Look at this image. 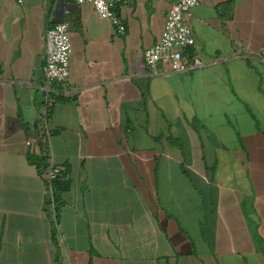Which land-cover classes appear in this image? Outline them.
Listing matches in <instances>:
<instances>
[{
    "label": "crops",
    "instance_id": "0c3cea01",
    "mask_svg": "<svg viewBox=\"0 0 264 264\" xmlns=\"http://www.w3.org/2000/svg\"><path fill=\"white\" fill-rule=\"evenodd\" d=\"M175 1L118 5L117 35L89 4L0 0V264H264V0H200L188 52L207 65L152 75L144 53ZM60 19L69 97L44 122ZM44 132L70 172L54 236L27 159Z\"/></svg>",
    "mask_w": 264,
    "mask_h": 264
},
{
    "label": "built area",
    "instance_id": "2783aa9c",
    "mask_svg": "<svg viewBox=\"0 0 264 264\" xmlns=\"http://www.w3.org/2000/svg\"><path fill=\"white\" fill-rule=\"evenodd\" d=\"M57 3L89 4L96 15L107 20L117 35H123L125 28L115 13L118 5L129 0H52ZM17 6H23L26 0H13ZM200 5V0H176L169 10L164 28L158 42L145 51L143 65L152 75H157V65L168 63L174 73H184L202 69L207 62L195 52L188 51L195 46V38L188 22L191 9ZM45 63L43 67L42 92L44 109L41 119L46 122L49 110L56 100L69 97L67 82L70 76V59L72 55L69 24L65 21L55 23L47 28L44 35ZM264 51V43H263ZM47 128V127H46ZM42 142L49 144L50 135L44 132ZM59 168L51 167L47 178L55 179Z\"/></svg>",
    "mask_w": 264,
    "mask_h": 264
},
{
    "label": "trees",
    "instance_id": "16d2710c",
    "mask_svg": "<svg viewBox=\"0 0 264 264\" xmlns=\"http://www.w3.org/2000/svg\"><path fill=\"white\" fill-rule=\"evenodd\" d=\"M170 142H173L172 140ZM40 151L37 155H28V162L35 166L41 179L43 180L47 196L45 198V212L51 219L53 227V236L57 232L58 213L62 206V197L70 191V172L65 166L55 165L52 160V153L48 143L40 140ZM51 167L59 168L60 172L56 175L55 179L49 181L47 178L48 172Z\"/></svg>",
    "mask_w": 264,
    "mask_h": 264
},
{
    "label": "water",
    "instance_id": "95a60500",
    "mask_svg": "<svg viewBox=\"0 0 264 264\" xmlns=\"http://www.w3.org/2000/svg\"><path fill=\"white\" fill-rule=\"evenodd\" d=\"M61 6V4H59V7ZM63 21V19H60L58 22H62Z\"/></svg>",
    "mask_w": 264,
    "mask_h": 264
}]
</instances>
